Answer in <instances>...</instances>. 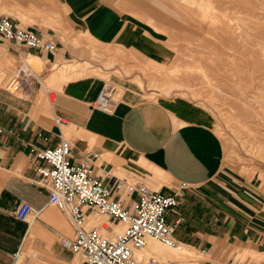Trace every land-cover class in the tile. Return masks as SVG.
<instances>
[{"label":"crops","instance_id":"crops-1","mask_svg":"<svg viewBox=\"0 0 264 264\" xmlns=\"http://www.w3.org/2000/svg\"><path fill=\"white\" fill-rule=\"evenodd\" d=\"M173 2L0 0V16L52 37L57 46L53 52L33 51L0 40V83L10 77L2 70L6 58L25 53L21 58L46 59L49 69L66 62L49 80L58 89L44 91L41 85L18 94L0 86V264H84L69 246L74 223L49 202V188L35 182L36 166L44 162L31 147H52L61 138L70 142V161L87 160L105 185L113 188L118 174L177 195L178 213L168 211L166 220L181 248L148 238L136 250L143 260L264 264V193L225 181L224 146L213 127L196 119L183 122L175 114L196 104L182 97L148 99L149 84L157 78L153 65L170 64L177 56L165 30L174 31L169 22L175 20L159 7ZM177 3L183 10V1ZM106 83L119 96L109 113L94 105ZM21 202L31 206L25 220L15 216ZM87 216V228L108 222L104 231L111 236L125 229L96 211Z\"/></svg>","mask_w":264,"mask_h":264},{"label":"rangeland","instance_id":"rangeland-1","mask_svg":"<svg viewBox=\"0 0 264 264\" xmlns=\"http://www.w3.org/2000/svg\"><path fill=\"white\" fill-rule=\"evenodd\" d=\"M182 1L183 10L178 0L159 6L166 17L175 20L169 22L174 31L165 30L178 52L172 63L153 65L157 78L149 84L152 91L147 93L148 99L182 97L196 104L182 116L175 114L183 122L196 119L213 127L224 146L225 181L232 179L264 193V0ZM0 40L5 44L2 34ZM21 56L4 61L2 70L7 79L14 65L23 62L25 56ZM26 60L39 82L28 92L41 85L44 91L59 88L49 80L66 62L60 69L56 64L49 69L46 59ZM44 72L50 73L45 77ZM99 75L109 79L107 74ZM6 82L0 86L10 90ZM193 111H202L207 118L196 117ZM128 181L134 183L135 179L128 177Z\"/></svg>","mask_w":264,"mask_h":264},{"label":"built area","instance_id":"built-area-1","mask_svg":"<svg viewBox=\"0 0 264 264\" xmlns=\"http://www.w3.org/2000/svg\"><path fill=\"white\" fill-rule=\"evenodd\" d=\"M0 34L17 48L44 52L57 49L52 37L18 27L8 16H0ZM37 75L31 68L16 65L10 75L12 90L23 92L30 89L38 82ZM116 104L113 87L106 83L94 105L109 113ZM31 153L44 162L36 166L38 178L35 182L49 188V202L65 211L74 223L76 233L69 246L84 264H157L154 259L138 260L135 256V251L145 246L148 237L164 244L178 245L173 235L174 226L166 220L168 211L178 213L176 194H163L144 183L133 184L124 178H117L113 188L105 185L87 160L70 161L71 146L65 138L52 147L40 149L32 146ZM96 156L92 153L90 157ZM88 210L107 215L110 222L126 223L125 231L108 237L96 227L85 228L82 222ZM30 212L31 206L21 202L15 216L25 220ZM180 221L181 218L177 220Z\"/></svg>","mask_w":264,"mask_h":264},{"label":"bare ground","instance_id":"bare-ground-1","mask_svg":"<svg viewBox=\"0 0 264 264\" xmlns=\"http://www.w3.org/2000/svg\"><path fill=\"white\" fill-rule=\"evenodd\" d=\"M18 64H20V65H22V66H24V67H26V68H28V69H33L32 67H31V65L29 64V62L26 60V59H24L23 60V62H21V63H18ZM18 64H16V65H18ZM30 66V67H29ZM34 70V69H33ZM35 72V71H34ZM7 86L8 87H10L11 89H12V84L10 83V77H9V79H8V81H7ZM31 88V87H30ZM28 90H29V88H28ZM27 89H26V91H23V92H27L28 91ZM16 92V91H15ZM117 98V97H116ZM119 100H118V98H117V102H118ZM193 113V114H192ZM191 114L192 115H195L196 117H200V115H198L197 113H194V112H192ZM131 183V182H130ZM134 184V183H133ZM95 211V210H94ZM100 215H103V216H107V215H105V214H100ZM87 221H88V216L87 217H85V219L83 220V222H82V225L85 227V228H87L86 227V223H87ZM122 223H124V222H122ZM125 224V228H126V223H124ZM105 226H107V225H105ZM94 227H96V228H98L100 231H101V233H103V234H105V235H107L108 237H114V236H111L110 234H108L107 232H105L104 230L106 229H108V227H100V226H94ZM124 231H125V229H124ZM123 231V232H124ZM121 234V233H120ZM117 236V235H116ZM148 238H153V237H148ZM148 238H147V240H148ZM154 239H156V238H154ZM147 240H146V244H147ZM156 240H158V239H156ZM159 241V240H158ZM161 242V241H160ZM162 243V242H161ZM146 244H145V246H146ZM164 244V243H163ZM165 245H167V246H169V247H173V248H181V244L180 245H177V246H172V245H168V244H165ZM144 246V247H145ZM143 247V248H144ZM143 248H141V249H143ZM141 249H139V250H141ZM136 252V251H135ZM136 256V255H135ZM137 258V257H136ZM138 259V258H137ZM138 260H143V258H141V259H138Z\"/></svg>","mask_w":264,"mask_h":264}]
</instances>
